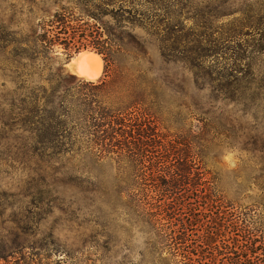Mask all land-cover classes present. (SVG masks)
I'll return each instance as SVG.
<instances>
[{
	"label": "trees",
	"instance_id": "16d2710c",
	"mask_svg": "<svg viewBox=\"0 0 264 264\" xmlns=\"http://www.w3.org/2000/svg\"><path fill=\"white\" fill-rule=\"evenodd\" d=\"M120 2L103 3L117 5L112 12L62 7L50 15L23 1L17 30L10 19L2 23L7 124L20 126L23 148L40 160L97 167L102 204L126 213L125 223L144 236L143 264H264V162L254 179L257 193L250 186L243 196L249 202L227 201L204 164L207 132H161L163 67L145 66L147 41L135 29L163 58L162 21L137 19L135 8L123 10ZM104 15L114 27L104 28ZM87 48L104 61L98 82L78 81L59 60L58 49L69 60ZM107 169L115 173L111 182Z\"/></svg>",
	"mask_w": 264,
	"mask_h": 264
},
{
	"label": "rangeland",
	"instance_id": "374dc122",
	"mask_svg": "<svg viewBox=\"0 0 264 264\" xmlns=\"http://www.w3.org/2000/svg\"><path fill=\"white\" fill-rule=\"evenodd\" d=\"M23 1L50 15L62 7L93 14L118 7L104 6L106 0H0V264H143L144 236L125 223L126 213L102 204L96 193L97 167L40 160L23 148L20 126L7 124L2 23L10 19L17 30ZM119 4L123 10L135 8L137 19L150 21L159 15L162 21L163 58L151 37L135 29L147 41L145 66L151 61L155 68L163 67L159 129L174 136L207 132L200 144L210 148L204 164L219 193L227 201L249 202L243 196L250 186V194L257 193L254 179L264 162V0ZM99 20L106 29L115 25L109 16ZM89 22L97 24L93 17ZM58 51L71 75V59L82 52L96 53L82 49L66 60L63 49ZM104 72L103 61L102 78ZM114 174L107 169L104 177L111 182Z\"/></svg>",
	"mask_w": 264,
	"mask_h": 264
},
{
	"label": "bare ground",
	"instance_id": "6f19581e",
	"mask_svg": "<svg viewBox=\"0 0 264 264\" xmlns=\"http://www.w3.org/2000/svg\"><path fill=\"white\" fill-rule=\"evenodd\" d=\"M72 63L79 66L77 75L85 81L96 82L102 78L103 62L99 56L90 52H82Z\"/></svg>",
	"mask_w": 264,
	"mask_h": 264
},
{
	"label": "water",
	"instance_id": "95a60500",
	"mask_svg": "<svg viewBox=\"0 0 264 264\" xmlns=\"http://www.w3.org/2000/svg\"><path fill=\"white\" fill-rule=\"evenodd\" d=\"M91 53V52H90ZM92 54H94V55H96V56H99L100 58H101V56L98 54V53H92ZM78 57V56H77ZM73 60L74 59H71L68 63H67V66H69V68H70V71H71V73L73 74L72 76H76V77H78V79H79V81L81 80V81H84V82H87V81H85L83 78H81V77H79L77 74H78V65L77 64H73L72 62H73ZM102 60V59H101ZM103 62V61H102ZM75 77V78H76ZM77 79V78H76ZM99 81V80H98ZM97 82V81H96ZM88 83H94V82H88Z\"/></svg>",
	"mask_w": 264,
	"mask_h": 264
}]
</instances>
